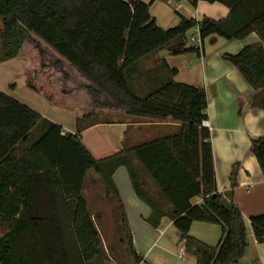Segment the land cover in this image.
<instances>
[{"label":"trees","instance_id":"1","mask_svg":"<svg viewBox=\"0 0 264 264\" xmlns=\"http://www.w3.org/2000/svg\"><path fill=\"white\" fill-rule=\"evenodd\" d=\"M204 1L225 5L229 16L220 21L181 17L178 26L164 30L152 18L151 4L142 0H0V62L16 58L35 35L89 82L86 91L95 106L106 95L127 115L181 124L174 135L97 160L80 134L64 133L60 125L0 92V264H105L101 236L83 195L90 171L101 176L121 241L140 264L112 180L128 155L171 207L170 219L187 256L196 264L240 263L248 248L247 224L239 208L218 193L211 133L203 128L206 91L176 83L177 71L166 64L169 79L143 95L136 88L143 59L166 48L174 55H201V50L187 48L192 30H199L202 42L213 35L230 41L256 33L263 44L224 55V60L256 92L253 107L264 109V0ZM250 152L264 172V137L252 141ZM128 168L138 197L152 210L148 222L158 228L167 213L139 188L136 171ZM197 197L203 198L201 205L192 203ZM196 222L221 227L217 246L190 235ZM250 223L257 242L264 243V215Z\"/></svg>","mask_w":264,"mask_h":264},{"label":"crops","instance_id":"2","mask_svg":"<svg viewBox=\"0 0 264 264\" xmlns=\"http://www.w3.org/2000/svg\"><path fill=\"white\" fill-rule=\"evenodd\" d=\"M142 1L151 4L150 14L156 20L157 25L164 30L178 26L181 17L196 21H201L203 18L220 21L226 19L230 13L225 5L212 4L204 0H199L197 4H193L194 0H156L153 3V0ZM192 31L194 32L191 35L193 44H190L187 37V48L198 46L201 48V55L198 53L174 55L170 48H166L143 59L138 64L140 79L136 83V88L143 92L141 94L143 95L149 89H153L169 79L167 65L168 68L177 71V75L173 77L176 83L206 91L208 98L207 122L210 125L217 189L239 208L247 224L248 248L239 264H264V243L257 242L250 223L251 218L264 215V172L255 156L250 152L252 141L264 137V109L253 107L256 92L239 71L224 60V55H237L246 47L263 44V42L256 33L241 40L230 41L213 35L202 42L199 30ZM30 43H36V47L43 45L44 51L35 47L30 52L32 55L29 54L26 57L25 48ZM46 50L53 59L49 67L57 70L63 77L65 87L58 93L61 97L53 96V86L41 87L44 82L40 76L42 73L37 74L36 72L39 62L37 64L35 58L38 57L40 60L46 61L44 58ZM42 65L46 66V64ZM71 76L83 78L85 81L79 87L80 90L68 88L69 84H72ZM88 86H90L89 82L80 73L35 35H32V41L24 44L16 58L0 62V92L31 108L44 119L60 125L64 133L80 134L83 145L97 160L129 152L155 140L174 135L181 127V124L171 118L157 121L127 115L123 108L106 95L102 96L100 106L101 109L107 106L106 109L98 111L89 109L88 107L94 106V104L86 91ZM20 87L27 88L26 91L23 90L25 94L18 92ZM82 90H85V93ZM78 95H81V99L75 100ZM72 101H80L81 105L73 104ZM60 103L66 104L68 109H64L59 105ZM86 115H93V117L85 120ZM42 129L38 131L36 137H39ZM127 160L126 165L120 166L115 171L112 180L124 205L133 234L134 248L141 258L140 264H145L148 263L149 254L157 242H162L166 232L174 227L170 219L172 210L161 196L155 182L133 155H128ZM128 166L136 171L139 188L159 202L167 213L158 228L148 222L152 210L138 197ZM89 177L92 178V182L97 188L102 186L101 191H104V185L101 176L90 171L83 190L94 224L98 229L95 218L103 220L104 215L98 213L95 217L91 210L92 202L86 195V184ZM98 197L102 203L107 205L105 192L100 193ZM202 202L203 198L201 197L192 201L194 205H201ZM195 225L196 223L193 224V228ZM198 229L202 231L201 235L193 237L215 247L216 245H212L211 239L207 237L209 230L214 228L200 226ZM152 231L158 234L157 240L143 254L139 249L142 245L136 235L144 234L145 237L142 241L152 242ZM217 231L219 243L220 226ZM215 232L214 229L212 233ZM186 256L182 259L187 260ZM106 257L108 259L105 264H117L109 256L108 251ZM125 264L137 263L131 257Z\"/></svg>","mask_w":264,"mask_h":264},{"label":"rangeland","instance_id":"3","mask_svg":"<svg viewBox=\"0 0 264 264\" xmlns=\"http://www.w3.org/2000/svg\"><path fill=\"white\" fill-rule=\"evenodd\" d=\"M0 30H1V21H0ZM193 31H190L187 33V37L188 40L190 42V44H193L191 41V35L193 34ZM36 43H33L30 45H27L25 48V56H29L32 55L30 52L35 49ZM43 49H42V47ZM36 49H41V51H44V46L43 45H39V47H36ZM3 53V50L1 49V44H0V59L3 58L1 57ZM44 58L46 59V61L40 60L38 57L35 58V61H37V64L39 62V66L37 65V69L36 72L38 73H42L41 79L44 81L41 84L42 86H47V85H51L53 86V96H58L61 97L58 93L60 90L64 89L65 84L63 83V77L61 74H59L57 72V70H55L54 68H50L49 65L53 62V59L49 56V53L44 52ZM37 59V60H36ZM42 64H46V66H43ZM48 65V66H47ZM49 67V68H48ZM47 68V69H45ZM49 70V71H48ZM79 76V75H77ZM75 77V76H71L72 78V84H69L68 88H73V89H79V87L82 86L83 83H85V81H83V78L81 79L80 77ZM82 76V75H81ZM83 77V76H82ZM85 79V78H84ZM20 84V82H19ZM25 89V91L27 90L26 87H20V89L18 90V92H24L23 91ZM55 90V91H54ZM83 93H85V90H82ZM17 95V94H16ZM90 97V96H89ZM81 99V95H78V97L75 100H80ZM68 103V102H66ZM73 104H78L81 105L80 101H72ZM70 104V102H69ZM60 106L64 107V109H68L67 105L64 103H60ZM107 106H105V108H100L97 106H91L88 107L89 109H94V110H104L106 109ZM96 116V115H95ZM104 188V187H103ZM102 190V186H99L98 188L93 184L92 182V178L89 177L87 180V184H86V195L88 196L89 201L92 202V208L91 210L94 213V216L98 213H101L104 215L103 220H98L96 219V225L98 227V230L100 232V236H101V240L103 243V247L105 249V253L108 251L109 256L114 259V261L117 264H125L127 260H129L131 258V256L128 254L126 246L124 243H122L121 238L122 235L120 234V228H119V224L118 222L115 220V217L113 215V213L111 212V208L106 205V203H102L100 201V197H98V195L101 193L103 194L105 191H101ZM202 198V197H201ZM96 217V216H95ZM196 226V227H195ZM192 226L190 235L193 237L196 235H201L202 231L199 230L198 228H200V226H208L211 228L215 229V233H212L214 231V229H210L208 232V236L210 240V243L212 245H218V225H214V224H208V223H200V222H196V225ZM154 231H152V242H144L142 240H144V234H137L136 238L138 239L139 243H141V247L139 248L141 253L145 254L146 251H148L150 245L152 243H154L157 240L158 234H156ZM179 232L177 231V229L175 227H172L168 232H166V235L163 239L162 242H157L156 246L151 250L152 252H150L149 257H148V263L145 264H196V260L193 257H189L186 256L187 260H184L180 257V251L181 249L184 247V242L181 240L180 236H179ZM194 237V238H195ZM166 251H165V250Z\"/></svg>","mask_w":264,"mask_h":264},{"label":"built area","instance_id":"4","mask_svg":"<svg viewBox=\"0 0 264 264\" xmlns=\"http://www.w3.org/2000/svg\"><path fill=\"white\" fill-rule=\"evenodd\" d=\"M195 48L201 50V48L198 47V46H195ZM203 128H206V129L210 130V125H209V123H208L207 121H204V122H203ZM218 193H219V194H222V193L219 192V191H218ZM185 256H186V251H185V248L183 247V249H182L181 252H180V257H181V258H184Z\"/></svg>","mask_w":264,"mask_h":264}]
</instances>
